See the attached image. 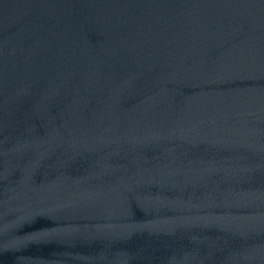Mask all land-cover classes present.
Listing matches in <instances>:
<instances>
[{
  "label": "water",
  "instance_id": "95a60500",
  "mask_svg": "<svg viewBox=\"0 0 264 264\" xmlns=\"http://www.w3.org/2000/svg\"><path fill=\"white\" fill-rule=\"evenodd\" d=\"M0 264H264V0H0Z\"/></svg>",
  "mask_w": 264,
  "mask_h": 264
}]
</instances>
